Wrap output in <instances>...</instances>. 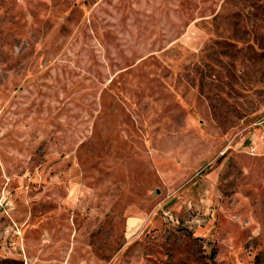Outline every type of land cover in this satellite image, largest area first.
Wrapping results in <instances>:
<instances>
[{
	"label": "rangeland",
	"instance_id": "1",
	"mask_svg": "<svg viewBox=\"0 0 264 264\" xmlns=\"http://www.w3.org/2000/svg\"><path fill=\"white\" fill-rule=\"evenodd\" d=\"M0 264H264V0H0Z\"/></svg>",
	"mask_w": 264,
	"mask_h": 264
}]
</instances>
